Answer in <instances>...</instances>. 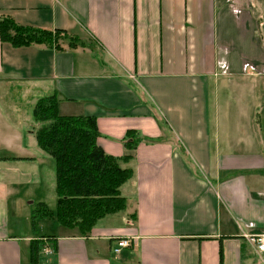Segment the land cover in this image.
<instances>
[{"label":"crops","instance_id":"obj_1","mask_svg":"<svg viewBox=\"0 0 264 264\" xmlns=\"http://www.w3.org/2000/svg\"><path fill=\"white\" fill-rule=\"evenodd\" d=\"M3 17L85 46L0 42V264H32L37 240V264H264L244 238L264 232V0H0ZM14 88L95 118L108 156L128 154V130L142 137L118 160L124 209L86 237L29 225L54 162L32 108L2 101Z\"/></svg>","mask_w":264,"mask_h":264},{"label":"trees","instance_id":"obj_2","mask_svg":"<svg viewBox=\"0 0 264 264\" xmlns=\"http://www.w3.org/2000/svg\"><path fill=\"white\" fill-rule=\"evenodd\" d=\"M0 42L13 48L47 45L61 50V43L68 48L85 46L63 30L21 26L8 17L0 18ZM31 115L36 143L54 162L55 206L52 211L40 205L42 216L52 217L61 227L86 237L100 218L124 209L119 187L131 172L121 168L118 160L128 159L142 137L128 130L121 140L128 154L118 159L106 155L97 145L100 134L95 118L59 115L56 95L36 99ZM152 115L162 129L170 130L163 118ZM42 246L39 240L30 243V263L37 264Z\"/></svg>","mask_w":264,"mask_h":264},{"label":"rangeland","instance_id":"obj_3","mask_svg":"<svg viewBox=\"0 0 264 264\" xmlns=\"http://www.w3.org/2000/svg\"><path fill=\"white\" fill-rule=\"evenodd\" d=\"M10 93V92H9ZM8 93V89L5 90L4 94H6L5 96L2 95V101H8L10 103H13L15 105L17 109V111L15 113L18 114H23L24 116L27 117L25 111L27 110V108H29L30 106V110H31V105H32V99L30 98V95L27 93H24L23 90H20L19 88H14L12 90V92L9 94ZM34 132V130H33ZM35 137H33L34 139ZM44 201H45V206L48 210H54V206H55V199H56V194H55V189L54 187L52 188H45L44 190ZM30 209V213H33L32 219L30 220L29 225L31 226V228H33V230H38L41 231V224L45 227L44 233L46 232L47 234H51L54 232H57L58 230H62L61 227H59V225L57 224V222L55 221L54 218L52 217H45L42 215H38L36 214L37 212H39V206L38 204H33L31 205V207H29ZM33 222V223H32ZM23 226V224H21ZM53 231V232H52ZM40 255H42V248L39 251ZM38 253V255H39Z\"/></svg>","mask_w":264,"mask_h":264},{"label":"built area","instance_id":"obj_4","mask_svg":"<svg viewBox=\"0 0 264 264\" xmlns=\"http://www.w3.org/2000/svg\"><path fill=\"white\" fill-rule=\"evenodd\" d=\"M246 242L257 252L264 253V232L256 235H244ZM129 247V242L125 239L117 241L113 249L114 254H118L122 248Z\"/></svg>","mask_w":264,"mask_h":264}]
</instances>
